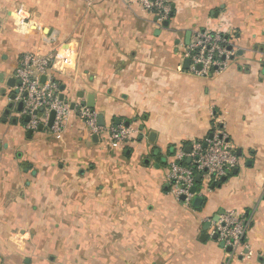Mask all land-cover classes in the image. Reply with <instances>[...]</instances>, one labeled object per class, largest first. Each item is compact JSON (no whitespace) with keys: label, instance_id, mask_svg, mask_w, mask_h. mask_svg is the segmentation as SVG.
Wrapping results in <instances>:
<instances>
[{"label":"crops","instance_id":"obj_1","mask_svg":"<svg viewBox=\"0 0 264 264\" xmlns=\"http://www.w3.org/2000/svg\"><path fill=\"white\" fill-rule=\"evenodd\" d=\"M172 1L163 28L137 0H0V264H264V0ZM223 18L230 67L191 76L181 45ZM26 53L58 55L51 75L66 101L93 98L104 128L129 123L131 141L113 148L75 112L61 135L44 126L30 136L12 100ZM217 129L237 174L209 191L201 182L203 203L186 208L169 194L168 165L178 145ZM228 211L246 219L231 253L208 225Z\"/></svg>","mask_w":264,"mask_h":264},{"label":"built area","instance_id":"obj_2","mask_svg":"<svg viewBox=\"0 0 264 264\" xmlns=\"http://www.w3.org/2000/svg\"><path fill=\"white\" fill-rule=\"evenodd\" d=\"M137 1L145 10L154 13L160 23L170 21L172 7L169 0ZM17 13L18 25L24 28L25 33L31 32L35 26L30 15L19 10ZM226 25L223 18L218 29L196 30L192 33L189 45H181L182 60H190L188 74L208 80L230 67L236 52L233 49L231 30ZM51 40L52 37L48 39ZM67 58L65 54L62 59L67 61ZM58 61V55L41 57L33 53H26L20 58L14 73L21 83L16 100L23 104L20 116L30 118L26 129L35 132L41 125L47 126L50 114L54 112L55 120L51 130L59 136L65 131L68 120L75 112L91 134H107L113 148L118 149L128 144L137 132L135 129L123 125L102 128L98 124V115L91 108L60 100V86L51 75ZM44 77L45 82L42 80ZM72 104H75L74 110L71 108ZM187 146L192 147L191 153L186 152ZM188 160L191 161L190 164ZM238 166L239 158L223 129H217L205 141L189 140L177 146L174 158L168 165L165 180L169 186V194L186 208L191 207L196 197L203 193H192L193 188L198 186V175L201 176L204 190L209 191L210 184L222 182ZM211 235H217L219 242L237 250L246 237V219L237 211H228L220 216L218 222L212 223Z\"/></svg>","mask_w":264,"mask_h":264},{"label":"water","instance_id":"obj_3","mask_svg":"<svg viewBox=\"0 0 264 264\" xmlns=\"http://www.w3.org/2000/svg\"><path fill=\"white\" fill-rule=\"evenodd\" d=\"M173 14H174V12L172 11V13H171V18L173 17ZM169 26H170V22H169V21H166V22L163 23V28H168ZM191 37H192V33H188V35H187V37H186V45H189L190 40H191ZM189 65H190V60H189V59L184 60L183 68H184L185 70H188ZM45 79H46L45 77L42 79L43 82H45ZM19 86H21V83H19ZM64 90H65V88H64V87H61V91L63 92ZM18 95H19V90H17V91L15 92V94L12 96V100L15 101V100H16V97H17ZM79 98H83V94H80V95H79ZM60 100H61L62 102H64V101L66 100V97H65L63 94H61V95H60ZM82 105L84 106V105H86V104L84 103V104H82ZM88 106H89V108H91V109L94 108L93 98H90V102H89ZM22 108H23V104L20 103V105H19V110L21 111ZM71 108L74 110V109H75V104H72ZM41 113H42V110H41ZM41 113L39 114V116H41ZM98 119H99V126L102 127V128H104V127H105V122H104V117H103V115H99V116H98ZM54 120H55V113L52 112V113L50 114V118H49V122H48L47 128H49V129L52 128L53 123H54ZM25 121H26V122H29V121H30V118H29V117H26ZM117 123L120 124L121 122H120V121H117ZM124 126L128 128V127L130 126V124H129V123H126ZM44 129H45V127H44L43 125H41V126L39 127V131H43ZM29 134H30V136H31V135L33 134V132L30 131ZM191 151H192V147H191V146L188 147V148H186V152H187V153H191ZM190 162H191V161L188 160V164H190ZM233 173H234V174H237V170H234ZM226 180H227V178H224L222 181L225 182ZM196 183H197L198 185L201 184V176H200V175H198V176L196 177ZM197 191H198V189H197V187H195V188H193L192 193L195 194V193H197ZM182 200H184V198H182ZM202 203H203V199H201V198H196V200L194 201V206H196V207H200ZM223 214H224V212L219 213V215L216 216V218L213 220V222H214V223L218 222L219 219H220V216H222ZM208 225H209V227H211L212 223H209ZM213 239H214V240H218L217 235H214V236H213ZM221 247H222V248H226L227 252H229V253H231V252L233 251L232 248L227 247L226 244H225L224 242L221 243Z\"/></svg>","mask_w":264,"mask_h":264},{"label":"trees","instance_id":"obj_4","mask_svg":"<svg viewBox=\"0 0 264 264\" xmlns=\"http://www.w3.org/2000/svg\"><path fill=\"white\" fill-rule=\"evenodd\" d=\"M170 3H171V6H173V1L171 0V1H169ZM174 11V10H173Z\"/></svg>","mask_w":264,"mask_h":264},{"label":"rangeland","instance_id":"obj_5","mask_svg":"<svg viewBox=\"0 0 264 264\" xmlns=\"http://www.w3.org/2000/svg\"><path fill=\"white\" fill-rule=\"evenodd\" d=\"M20 30H22L24 32V28L23 27L22 28L20 27Z\"/></svg>","mask_w":264,"mask_h":264}]
</instances>
